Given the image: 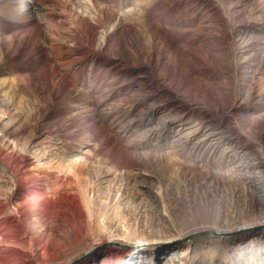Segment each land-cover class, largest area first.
<instances>
[{
    "label": "rangeland",
    "instance_id": "374dc122",
    "mask_svg": "<svg viewBox=\"0 0 264 264\" xmlns=\"http://www.w3.org/2000/svg\"><path fill=\"white\" fill-rule=\"evenodd\" d=\"M3 208L0 264H264V0H0Z\"/></svg>",
    "mask_w": 264,
    "mask_h": 264
},
{
    "label": "bare ground",
    "instance_id": "6f19581e",
    "mask_svg": "<svg viewBox=\"0 0 264 264\" xmlns=\"http://www.w3.org/2000/svg\"><path fill=\"white\" fill-rule=\"evenodd\" d=\"M28 178L25 177L24 179L20 180V185L23 188V194L21 195L22 197L20 198L21 205L19 207L23 208V209H26L29 206V204H30V202L32 200V198H31L32 196H34V195L35 196H39V194H40V192H39L40 188L37 187V186H32L33 185L31 183L32 181L30 182L28 180ZM11 211H9V208L0 209V232H1L2 228L4 227V224L6 225V223L9 222V220H10V217L8 216V214L14 213V212H11ZM14 222L15 221L13 220V221H10L8 223V227H7V230H6L8 233L12 232V229H10V228H13L14 226H16L15 225L16 223H14Z\"/></svg>",
    "mask_w": 264,
    "mask_h": 264
}]
</instances>
